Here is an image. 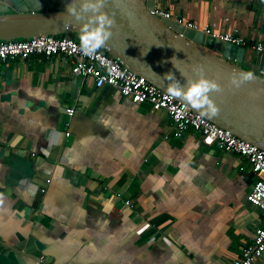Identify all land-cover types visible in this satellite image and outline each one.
Wrapping results in <instances>:
<instances>
[{
    "label": "crops",
    "instance_id": "obj_1",
    "mask_svg": "<svg viewBox=\"0 0 264 264\" xmlns=\"http://www.w3.org/2000/svg\"><path fill=\"white\" fill-rule=\"evenodd\" d=\"M155 6L246 42L244 67L263 75L251 44L264 42V0ZM254 179L245 157L193 128L176 136L165 110L98 88L70 58L0 69V264H231L264 225Z\"/></svg>",
    "mask_w": 264,
    "mask_h": 264
},
{
    "label": "water",
    "instance_id": "obj_2",
    "mask_svg": "<svg viewBox=\"0 0 264 264\" xmlns=\"http://www.w3.org/2000/svg\"><path fill=\"white\" fill-rule=\"evenodd\" d=\"M156 0H104L102 11L113 21L102 46L135 73L168 92L172 81L182 85L199 76L219 87L208 96L214 116L202 114L182 96L173 95L218 125L264 150V53L252 61L263 75L245 68L246 48L152 13ZM78 3V0H76ZM70 0H6L0 3V40L39 35L80 33V21L67 12ZM261 31L264 34V10ZM173 75L165 78L164 74ZM235 81V82H234Z\"/></svg>",
    "mask_w": 264,
    "mask_h": 264
},
{
    "label": "built area",
    "instance_id": "obj_3",
    "mask_svg": "<svg viewBox=\"0 0 264 264\" xmlns=\"http://www.w3.org/2000/svg\"><path fill=\"white\" fill-rule=\"evenodd\" d=\"M6 0H0V3ZM152 13L161 18H172L179 21L170 11L154 7ZM197 28L192 22L185 24ZM207 31V30H205ZM209 32V31H207ZM210 33V32H209ZM215 37L237 45L244 46L246 42L230 33L216 34ZM80 41L72 35H39L31 38L0 40V69L7 59L12 57H28L33 53L48 56L58 54L72 61V72L81 77H91L98 88L109 85L118 89L124 96L135 103H150L154 109L165 110L173 119L175 135L182 136L189 128L201 134V141L207 145H216L219 149L235 152L245 157L254 174V183L248 194L250 202L260 207L264 212V150L256 144L235 135L201 113L196 112L185 102L175 98L169 92L160 89L144 76L139 75L123 65L110 55L103 47L96 53L83 55L79 48ZM254 51L264 53V42L251 44ZM72 114L74 109L69 110ZM69 135V132H66ZM49 181V180H48ZM129 204V200L126 201ZM264 254V225L257 227L253 243L245 247L242 254L231 264H254ZM44 262V257L37 259V264Z\"/></svg>",
    "mask_w": 264,
    "mask_h": 264
},
{
    "label": "clouds",
    "instance_id": "obj_4",
    "mask_svg": "<svg viewBox=\"0 0 264 264\" xmlns=\"http://www.w3.org/2000/svg\"><path fill=\"white\" fill-rule=\"evenodd\" d=\"M103 5L104 0H78V3L70 0L67 5L68 14L80 21L79 48L83 55L95 54L111 36L110 26L113 21L102 11ZM172 75L170 71L164 74L165 78ZM218 87L214 81L199 76L183 85L179 81H172L167 90L169 94L182 96L194 108L202 109V114L214 116L218 108L208 93Z\"/></svg>",
    "mask_w": 264,
    "mask_h": 264
}]
</instances>
